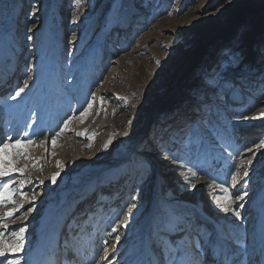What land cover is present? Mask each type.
I'll list each match as a JSON object with an SVG mask.
<instances>
[{
    "label": "rangeland",
    "instance_id": "374dc122",
    "mask_svg": "<svg viewBox=\"0 0 264 264\" xmlns=\"http://www.w3.org/2000/svg\"><path fill=\"white\" fill-rule=\"evenodd\" d=\"M236 50L242 66L225 59ZM262 50L264 0H0V141L8 144L0 169L11 173L0 177V240L15 245L13 232L25 228L21 248L0 264H33L42 234H52L56 264H97L112 249L114 264H159L163 244L179 245L184 236L170 228L156 239L173 212L194 213L193 224L213 236L231 234L239 243L225 241L228 253L262 264ZM25 79L30 87L11 99ZM126 83L143 100L127 99L128 113L118 100V85ZM113 109L130 120L132 147L113 134L96 145L103 130L91 125ZM193 137L203 152L189 150ZM65 151L74 156H58ZM244 191L243 201L234 199ZM228 194L233 200L224 213Z\"/></svg>",
    "mask_w": 264,
    "mask_h": 264
},
{
    "label": "snow or ice",
    "instance_id": "6c2138e0",
    "mask_svg": "<svg viewBox=\"0 0 264 264\" xmlns=\"http://www.w3.org/2000/svg\"><path fill=\"white\" fill-rule=\"evenodd\" d=\"M81 0H76V3L79 4ZM35 7V6H33ZM35 13L32 12L30 15H34ZM75 23V21H72ZM33 27H36L35 24H33ZM29 31L32 29L29 28ZM28 40H32L33 36L29 35L27 37ZM76 35L73 33L71 40L69 43H73L76 41ZM239 50L232 51L231 52V58L225 57L226 60H229V64H238L239 66H242L244 61L241 59V56L243 55L242 52H239ZM261 54L264 55V50L261 51ZM31 79V77H29ZM24 86L18 88L14 94L10 97L11 99L15 100L19 98L22 93L30 87L28 83V79H25L23 81ZM88 107H92L91 104L88 105ZM82 115L84 113H81ZM241 119H248L247 114H240ZM256 118V117H254ZM65 126H67V122H65ZM9 140L12 138L9 137ZM27 143H32L31 140H28ZM264 143V142H262ZM21 144V140L17 139L14 142L13 146H19ZM52 145L55 146V139L52 140ZM190 151L194 152H203L204 151V145L200 141L199 138H191L189 141ZM8 147L7 143H4L0 141V152H2L4 149ZM251 151V149H249ZM175 160V158H173ZM252 161L248 160V164L251 165ZM183 170V169H181ZM11 173L8 172L7 169H0V177H5L7 175H10ZM58 174H53L52 176V182L56 181V176ZM195 175V173H194ZM231 179L235 181L237 179L236 174H230ZM244 177L249 176V171L245 169L243 172ZM4 188H7V183L3 184ZM194 187V185H193ZM225 192H227V189H224ZM249 193L247 191H244L242 193H236L234 195V199L237 201H243L245 197H247ZM4 194L0 193V199H3ZM133 199H136V197H133ZM233 200V195L228 194L225 195L222 198L221 201H217V203H221V210L224 213H227L229 211V203ZM127 207V213L128 215L124 216V220L127 221L131 215H133V209L137 207L136 204L132 203L126 206ZM244 205L238 204L237 208H243ZM31 209H28L30 211ZM233 213L236 217H240L241 213L237 210H233ZM13 214L9 213L8 216L11 218ZM194 213L191 212H173L170 215L165 214V217L161 221V225L157 228L156 233V239H160V233L161 231H168L170 228L177 231L184 233V236L181 238L182 243L179 245H171V244H163L161 248V258L159 261V264H216L217 258H220V264H247L248 259H250L247 255H245L244 260L238 259V253L232 252L228 253L225 247V241H231L233 244H238V240H234L231 237V234L225 233L223 236H219V233H217L216 236H213L212 233L206 231L199 225H194L192 222ZM128 225L125 223L124 227H127ZM113 231H116V229H113ZM25 233V228L20 227L18 232L14 231L13 235L18 237V241L15 245L10 244H4L2 240H0V257H4L6 255V252L8 251H18L22 244L23 240V234ZM2 235V234H0ZM116 241H120L119 235L115 237ZM107 243V242H106ZM262 243H264V235H262ZM108 249L105 248L104 252L107 254ZM203 256V260H200V257ZM107 258V257H105ZM10 264H13V262H10ZM14 264H19V261L14 262ZM151 264V262H150ZM257 264H260L259 261H257Z\"/></svg>",
    "mask_w": 264,
    "mask_h": 264
},
{
    "label": "bare ground",
    "instance_id": "6f19581e",
    "mask_svg": "<svg viewBox=\"0 0 264 264\" xmlns=\"http://www.w3.org/2000/svg\"><path fill=\"white\" fill-rule=\"evenodd\" d=\"M168 44H166L164 46V49L166 52L170 53V54H174L176 53V51L174 49H172L171 46H167ZM112 72V71H111ZM110 75V74H109ZM125 83V82H124ZM119 88H118V91L121 92V97L120 101L123 102V107H122V112H127L128 113V109L130 108V104L127 101V99L129 98H135L136 99V103L142 101V96H141V93L138 94L136 91H131L130 87H129V84L126 83L125 86L123 85H118ZM117 86V87H118ZM193 88V87H192ZM191 88V89H192ZM114 89V88H113ZM115 90V89H114ZM117 90V89H116ZM112 91V90H111ZM115 92V91H114ZM180 93H182V90L180 91ZM104 94V93H103ZM182 95H185L184 93ZM103 99V98H102ZM106 99V98H105ZM104 99V100H105ZM108 100V99H107ZM110 100V99H109ZM113 100V99H112ZM106 101V100H105ZM195 101V100H193ZM116 103V102H115ZM193 103H191L192 105ZM152 108H149L146 115L148 116L150 114V111H151ZM114 110V109H113ZM88 111V110H87ZM91 111V110H89ZM121 110H114V112L112 114H110L109 118L107 120H98L96 123H94L93 125H91L95 132L96 131H99L101 130L103 132V135H98L96 137V141L99 147L100 144L104 143V141H107V139L109 137H111V135L113 134L118 140L116 141L117 144H119L120 146H130L132 147L135 143H136V139L137 137H135L133 134H130L131 130L129 129V123H130V120L129 121H126L124 118H122V115L119 114ZM105 112V111H103ZM153 112V111H152ZM195 112L191 111L189 112V116L193 117L192 119L195 118ZM131 115V114H129ZM199 115V113L197 114ZM133 116V115H132ZM130 116V117H132ZM138 118V117H137ZM190 119V118H189ZM185 120H187V118H185ZM89 126V125H88ZM90 126V128H91ZM85 124H79V126L75 129H72L74 130L73 133L75 134L77 132V130H79L80 128H85ZM119 128L120 130L117 132L115 129ZM181 127V126H180ZM262 128V127H261ZM92 129V128H91ZM173 129V128H172ZM90 131V130H89ZM105 131H106V134H105ZM241 132H247V131H241ZM139 134L142 133V128H140V130L137 132ZM28 135V134H27ZM241 139L243 140H246L245 141V144L247 143H250V141L246 138L248 135L247 134H241ZM95 137V136H94ZM106 137V139H105ZM68 143V142H67ZM253 144V142L250 144V146ZM40 145V144H39ZM67 145V144H66ZM251 149L252 151V148H249ZM249 149H247L246 153H249ZM66 152V151H65ZM63 155H58V156H63V157H73L74 156V152H66ZM149 157H151V155H155L158 156V154H155V153H149L148 154ZM62 157V158H63ZM87 169H91V168H87ZM85 181V179H82V183ZM37 183V182H36ZM38 186H40V184L38 183ZM211 210L208 209V212L212 215H213V209L210 207ZM212 211V212H211ZM208 217V216H207ZM55 219V217L52 219V221L50 223L53 222V220ZM51 235L50 234V237L47 236L46 234H42L39 236V239H38V243H37V248H36V251L38 252V255L36 256L35 260H34V263L33 264H45V262H49L50 264H56V259L54 258L53 255H51V248H52V244H51ZM51 244V247L49 249V251H47V247L48 245ZM226 245V244H225ZM39 249H40V252H39ZM115 251V250H114ZM48 253V257H47V254ZM111 254H114L115 255V252H113V249L110 251ZM108 254L106 256H102L97 264H114V259L110 258L109 256H111V254ZM107 257V258H105ZM143 257V256H142ZM112 259V260H110ZM261 260V259H260ZM146 262H147V258H146Z\"/></svg>",
    "mask_w": 264,
    "mask_h": 264
}]
</instances>
